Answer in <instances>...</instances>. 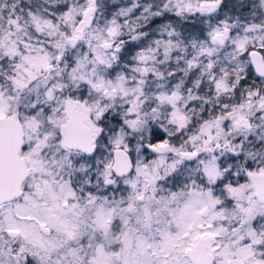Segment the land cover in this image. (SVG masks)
<instances>
[{
  "label": "snow or ice",
  "instance_id": "1",
  "mask_svg": "<svg viewBox=\"0 0 264 264\" xmlns=\"http://www.w3.org/2000/svg\"><path fill=\"white\" fill-rule=\"evenodd\" d=\"M0 264H264V0H0Z\"/></svg>",
  "mask_w": 264,
  "mask_h": 264
}]
</instances>
